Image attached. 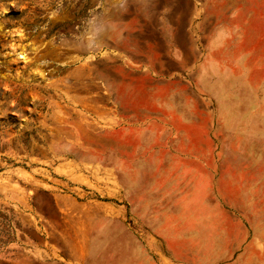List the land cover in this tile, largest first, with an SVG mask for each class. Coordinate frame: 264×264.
<instances>
[{"label":"rangeland","instance_id":"rangeland-1","mask_svg":"<svg viewBox=\"0 0 264 264\" xmlns=\"http://www.w3.org/2000/svg\"><path fill=\"white\" fill-rule=\"evenodd\" d=\"M0 264H264V0H0Z\"/></svg>","mask_w":264,"mask_h":264}]
</instances>
